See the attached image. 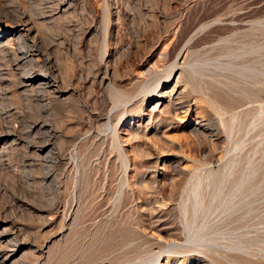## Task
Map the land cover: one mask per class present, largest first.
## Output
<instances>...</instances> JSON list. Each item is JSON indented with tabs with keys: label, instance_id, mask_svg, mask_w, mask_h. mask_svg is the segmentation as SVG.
<instances>
[{
	"label": "rangeland",
	"instance_id": "1",
	"mask_svg": "<svg viewBox=\"0 0 264 264\" xmlns=\"http://www.w3.org/2000/svg\"><path fill=\"white\" fill-rule=\"evenodd\" d=\"M99 1L0 0V19L36 28L59 85L50 98L0 66V264H163L172 251L184 264H264V0ZM202 24L185 83L216 101L205 128L169 133L190 159L166 145L158 161L148 146L170 119L149 120L156 93L140 95L141 81ZM160 73L161 87L178 70Z\"/></svg>",
	"mask_w": 264,
	"mask_h": 264
},
{
	"label": "bare ground",
	"instance_id": "2",
	"mask_svg": "<svg viewBox=\"0 0 264 264\" xmlns=\"http://www.w3.org/2000/svg\"><path fill=\"white\" fill-rule=\"evenodd\" d=\"M70 1L71 0H64V2H66V3H69ZM98 4L102 7V5H103L102 0H101V2L99 1ZM107 8L108 7H106V9ZM100 14H102V13H100ZM27 18L21 16L17 21H10V22H7L8 20H10V19L7 20V18H5L4 20L0 19V36L2 34L6 33L7 31L13 32L14 34L12 36H16L14 38V47H12V48L10 47V49L8 47L7 48L4 47L5 49H0V66H1V68H2V66L7 67V68H8V66H13V67L19 68L18 78L20 80L21 86H23L25 89H30V91H31V89H35L37 91L41 90V92L43 91V92L47 93L46 95H48L51 98V94H54V92L55 93L58 92V90H56L59 86L58 80H57L55 75L51 74V72H50L51 70L49 71L45 68H42V65L44 64V62H46V59L49 60V58L47 57L46 54H45L46 59L43 58V53L39 48V42L41 40L39 39L38 35L35 33L36 28L34 29V26L30 23V20L28 21L29 18L28 19ZM205 27H206V24H202V25H197L193 29H191L189 31L188 35L186 36V38L184 39L183 43L181 44L180 48L177 50L173 61L167 67H164L163 70H161L158 67H150V69H148L149 70L148 73H150V77L143 79L141 81L143 84V87L141 86L142 89L139 93L140 95L145 96L150 92L156 93L154 97H150V99L147 100V105L145 106V110L147 112V117L149 118V120L151 118H155V117L157 118L158 117V120L166 121L165 119L163 120L161 118V116L164 114H166V115L168 114L169 119H170V122L168 123V127L166 126V129L162 130V136L164 137V142L162 144H160V143H154V144H150V145L148 144L149 145L148 151H147L148 154L158 161H162L165 154L168 153L166 151L167 149H164L166 147V145L168 147L171 146L172 149L176 150L174 152L178 153V156L180 157L181 162H183V161L185 162V161H188V159H190L188 154H186V152H185V149L183 147V143L181 142V138L179 139L178 137L169 135V133L172 130H180V129H183L186 127H190L191 128L190 131L196 133L199 131L200 128H205L204 123L202 122V119H201L202 116L199 114L202 111V106H204L206 104V102H207V104L209 103V104L213 105L214 100H211V99L215 98L214 96H216V95L211 96L212 98L209 97V94L205 95V94H201V93L197 94L195 96V94H193L192 93L193 91L191 90V89H194V86H193V88L190 87L191 89H189V87L186 85V83H188V81H191V79L188 80L186 77L187 74H185L183 71V70H185V69H183L184 65H185L186 61L189 59V58H187L189 56L188 54L190 53V50L188 49V47L190 46L191 40L194 37H196L199 32L201 33ZM101 32H102V30H101ZM9 42H11V41H9ZM9 42H8V44H9ZM3 44H5V43H3ZM0 46H2V45H0ZM5 46H8V45L5 44ZM175 69L178 70V74L176 73L177 75L175 76V79L173 81L170 80V81L166 82L165 84H163L160 87V82H156L158 79L161 78V77L157 78L159 76V74H161L160 72L164 71V70L167 71L166 77L170 78ZM54 70H56V69L54 68ZM95 74H93V75H95ZM164 75H165V73H164ZM184 75H185V77H184ZM185 79H187V80H185ZM91 80H93V79L91 78ZM100 81L103 82V79H100ZM229 82L227 81V83H229ZM230 83L232 85V82H230ZM189 84L191 85L192 83L189 82ZM99 85H100V83H99ZM222 85H223V83H222ZM223 86H225V85H223ZM229 87H231V86H229ZM208 88H209V86H208ZM211 89H213V88H211ZM213 90H212V93H210V94H213ZM205 91L207 92L208 90H205ZM209 91H211V90L209 89ZM214 91L216 94V90H214ZM65 92H70L73 94L77 93L76 90H74V89H71V90L65 89ZM99 93L100 92H98V95H99ZM100 96H101V94H100ZM218 99H220V98H218ZM219 109H221V108H219ZM214 110H217V109L214 108ZM92 111H90L89 117H91L94 122H103L102 121L103 120L102 114L95 112L96 110H94V112H92ZM97 111H99V110H97ZM131 128H132V126H131ZM86 131H88V130H86ZM159 131H160V129L157 130V127H156L155 132H159ZM118 137L121 138L123 136H118ZM123 140L125 141V139H123ZM124 141H123V144L126 143ZM53 143L54 142H50V141L47 143L45 142V143L39 145V149L44 152L50 146V147H52V150H53ZM52 150H51V148L48 149L46 151V153L44 154L43 158L48 159V160H49L50 156L52 158L53 157L51 155V154H53ZM168 150H169V148H168ZM188 170H189V168L186 165H181V167L179 168V171L182 174H185ZM157 176L158 175L156 173L155 175L152 176V178L156 180ZM161 209H162L161 207H157L156 213L157 214L161 213V211H162ZM158 234L156 233V234H152V235H153V237H155ZM170 246H173V248H175L174 253L180 252L179 251L180 249L178 250V246H181V245L178 242H176L175 240L170 243ZM169 248L172 250L171 247H169ZM169 248H168L167 252H170ZM172 252H170V256L169 255L165 256V260H164L163 264H172V263L184 264L183 258L180 259L177 254H174V256L171 257ZM161 255L159 254L158 258L161 257ZM200 262L201 261H199L197 259V261L193 264H201Z\"/></svg>",
	"mask_w": 264,
	"mask_h": 264
}]
</instances>
